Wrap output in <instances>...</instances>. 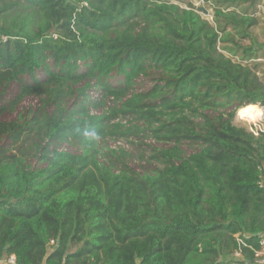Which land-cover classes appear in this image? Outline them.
I'll return each instance as SVG.
<instances>
[{"label": "trees", "instance_id": "obj_1", "mask_svg": "<svg viewBox=\"0 0 264 264\" xmlns=\"http://www.w3.org/2000/svg\"><path fill=\"white\" fill-rule=\"evenodd\" d=\"M205 2L213 22L173 0H0V115L41 97L0 119V264H255L264 133L235 118L264 104L261 0ZM131 138L165 144L153 170L101 146Z\"/></svg>", "mask_w": 264, "mask_h": 264}, {"label": "rangeland", "instance_id": "obj_2", "mask_svg": "<svg viewBox=\"0 0 264 264\" xmlns=\"http://www.w3.org/2000/svg\"><path fill=\"white\" fill-rule=\"evenodd\" d=\"M175 3L180 4L181 6H185L188 7L190 5H194L196 8H200L203 7L206 10H208V13H204L203 11V15L208 18L211 22L214 21L213 18V9H212V3H206L203 4L202 0H173ZM214 3H216V0H212ZM220 2V0H217ZM259 11L257 13V17L259 18V24L254 27L252 29V32L254 34L255 39H257V41L259 42L258 45L264 46V0H261L260 2V6L258 7ZM241 42L244 44H249L250 43V39L246 38L243 39L241 38ZM260 50H262V52H264V48H261ZM227 56L229 57H233V50L230 49H226V51H223ZM240 51H238L239 53ZM236 59V57L234 58ZM256 60V59H255ZM261 60V61H259ZM257 62H262L261 65L258 66V70H257V74L258 76L264 81V57L256 60ZM249 64H252V66H254L255 61L249 60ZM39 76L43 77L44 76V72L43 71H39ZM28 80H30L29 77H27ZM116 79H114L115 81ZM144 84H150V82H146ZM20 90V83L18 82H12L6 89L5 95H4V101L3 103H7L10 100H13L14 98H16V96L18 95ZM89 94L92 96V98H96L97 96H100V92L98 91V89L96 88H91L89 90ZM41 105V97H37V96H29L26 97L17 107V109L15 111H5L0 115V119L2 120H14L17 119L19 117L20 114H26L28 110H37L38 107ZM106 109H100L98 110V112L103 113ZM93 112L97 113L96 110H93ZM235 123L237 124H242L244 126L245 123H243L242 121L240 122L237 118H235ZM6 146L10 145V142L8 140H4L3 142ZM146 144L155 146V147H162L165 146V144L163 143H158L155 140H139L136 138H131L130 140H125V139H119V140H114V139H109L106 140L105 142L101 143V146L104 150H108V149H115V150H120V149H125L126 151H128L129 153H131L133 156L131 157L130 165L131 167L140 173H145L148 171L153 170L156 166L157 163L156 162H151L149 161L148 155L150 153V147L148 148ZM12 148H15L14 146H12ZM60 149H64V150H69V151H73L76 152L78 150V147L69 143H63L60 147ZM183 148L186 150L187 153H191L194 150H196L198 147L196 145L191 146L188 144H185L183 146ZM145 154V158H142V155ZM29 162L31 163V165L33 166H43L44 164L41 163V161L36 158L31 156L29 158Z\"/></svg>", "mask_w": 264, "mask_h": 264}, {"label": "built area", "instance_id": "obj_3", "mask_svg": "<svg viewBox=\"0 0 264 264\" xmlns=\"http://www.w3.org/2000/svg\"><path fill=\"white\" fill-rule=\"evenodd\" d=\"M202 2L205 4V0H202ZM257 104V109L249 110L245 114H240V112L243 108H246L248 104L242 105L236 112V118L240 122L242 121L245 123V127H247L249 131H251L256 136L264 133V104L261 102H257ZM261 170L262 173L260 176L259 185L264 187V167L261 168ZM15 258L16 257L12 255L2 260L1 263L15 264ZM255 264H264V232L260 237V249L257 251Z\"/></svg>", "mask_w": 264, "mask_h": 264}, {"label": "bare ground", "instance_id": "obj_4", "mask_svg": "<svg viewBox=\"0 0 264 264\" xmlns=\"http://www.w3.org/2000/svg\"><path fill=\"white\" fill-rule=\"evenodd\" d=\"M258 108V104L257 105H255V108H251V109H249V110H252V109H257ZM249 110H247V111H249ZM247 111H245V112H242V113H240V114H245Z\"/></svg>", "mask_w": 264, "mask_h": 264}, {"label": "clouds", "instance_id": "obj_5", "mask_svg": "<svg viewBox=\"0 0 264 264\" xmlns=\"http://www.w3.org/2000/svg\"><path fill=\"white\" fill-rule=\"evenodd\" d=\"M86 136H94L95 133H92V132H88V133H85Z\"/></svg>", "mask_w": 264, "mask_h": 264}, {"label": "water", "instance_id": "obj_6", "mask_svg": "<svg viewBox=\"0 0 264 264\" xmlns=\"http://www.w3.org/2000/svg\"><path fill=\"white\" fill-rule=\"evenodd\" d=\"M201 11H203L204 13H208V10H206L205 8H203V7H200L199 8Z\"/></svg>", "mask_w": 264, "mask_h": 264}, {"label": "crops", "instance_id": "obj_7", "mask_svg": "<svg viewBox=\"0 0 264 264\" xmlns=\"http://www.w3.org/2000/svg\"><path fill=\"white\" fill-rule=\"evenodd\" d=\"M252 108H255V107H252ZM251 109V108H250Z\"/></svg>", "mask_w": 264, "mask_h": 264}]
</instances>
